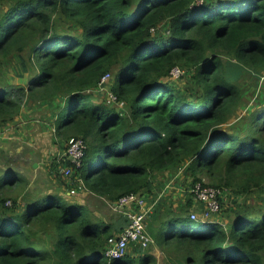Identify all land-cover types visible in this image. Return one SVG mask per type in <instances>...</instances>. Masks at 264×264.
Returning a JSON list of instances; mask_svg holds the SVG:
<instances>
[{
    "label": "trees",
    "instance_id": "obj_1",
    "mask_svg": "<svg viewBox=\"0 0 264 264\" xmlns=\"http://www.w3.org/2000/svg\"><path fill=\"white\" fill-rule=\"evenodd\" d=\"M15 58L26 85L7 81ZM175 67L199 93L167 81ZM0 73V131L27 106L60 101L56 138L87 145L81 167L62 164L108 202L156 198L157 178L182 168L189 188L204 175L222 191L256 197L255 205L236 200L225 226L214 220L222 208L197 221L190 194L184 204L164 196L146 224L165 257L264 264V86L238 114L243 78L264 85V0H0ZM111 73L119 108L98 91ZM25 182L0 167V264H157L136 246L106 256L126 217L105 222L57 193L21 203Z\"/></svg>",
    "mask_w": 264,
    "mask_h": 264
},
{
    "label": "rangeland",
    "instance_id": "obj_2",
    "mask_svg": "<svg viewBox=\"0 0 264 264\" xmlns=\"http://www.w3.org/2000/svg\"><path fill=\"white\" fill-rule=\"evenodd\" d=\"M20 71L17 58H15L13 65L6 69L7 81L26 85L28 78L23 76L22 73L18 74ZM171 75L167 81L176 84L184 91L192 94L199 93L190 72H183L180 76ZM114 80V73H111L98 91L107 96L111 93L110 87L113 85ZM256 81L257 79H254L251 75H246L242 80L243 88L247 90V93L239 103V117L245 116L248 108L254 106L258 100V94L264 85L261 84L260 80L258 84H256ZM59 103L60 101H56L54 107L48 104L40 105L36 103L27 106L16 122L5 126L0 131V167L18 172L26 180L19 188V198L22 199L20 202L23 203L27 196L34 198L45 193H57L70 202L82 203L95 218H101L105 222H114L121 216L126 217L123 213L115 211L112 203L105 198L94 195L85 188H80L79 176L74 171L67 172L68 167L65 165L69 154L66 153L67 141H60L55 136L54 117L58 116ZM61 103L63 104V102ZM113 104L118 108L123 106L120 102H114ZM253 109H256V107ZM236 121V119L233 120V122ZM157 180V188L164 190L161 198L164 195L171 196L175 203L180 200L184 204L185 199L188 197V188L193 180L192 176H187L184 173V168L174 175L164 173ZM203 182L210 184L211 181L209 177L203 175ZM73 189L76 190L75 193L72 192ZM236 200L239 201V204L246 203L247 206L256 204V197L240 198L227 189L222 196V211L215 216L214 220L226 226L230 220L227 213L230 212L229 208L236 204ZM9 202L12 204L13 196L9 199ZM194 202L190 209L191 212L199 210V206ZM193 227L195 228L196 225L194 224ZM132 249L129 251H132ZM145 252L155 255L157 264H183L180 260L173 261L165 257L154 246V243L149 244Z\"/></svg>",
    "mask_w": 264,
    "mask_h": 264
},
{
    "label": "built area",
    "instance_id": "obj_3",
    "mask_svg": "<svg viewBox=\"0 0 264 264\" xmlns=\"http://www.w3.org/2000/svg\"><path fill=\"white\" fill-rule=\"evenodd\" d=\"M182 73L183 71L179 67H175L171 72L175 76H180ZM109 75L107 74L102 78L99 88L108 79ZM104 99L108 103L117 102V96L113 93H109L105 98H102V100ZM86 149L87 145L82 137H71L67 143L66 153H69L67 161L81 167ZM67 167L68 173L73 171V166ZM82 187L83 184L80 181V188ZM72 192L75 193L76 190L73 189ZM223 192L221 189L203 181L196 182L191 187L190 193L195 203L202 204L203 208L202 210L192 211V219L203 222L213 221V216L221 211ZM112 206L115 211L123 213L127 217L128 224L120 234L109 239L106 256L109 258L123 257L128 253L130 247L135 246L139 249H147L149 244L153 242L146 224V219L154 208V205L149 202V198L139 193L127 194L112 203Z\"/></svg>",
    "mask_w": 264,
    "mask_h": 264
},
{
    "label": "crops",
    "instance_id": "obj_4",
    "mask_svg": "<svg viewBox=\"0 0 264 264\" xmlns=\"http://www.w3.org/2000/svg\"><path fill=\"white\" fill-rule=\"evenodd\" d=\"M167 187V186H166ZM168 188V187H167ZM191 189V188H190ZM190 189L188 190V194H190L191 195V193H190ZM163 191L164 190H162V191H160V190H157V197L156 198H154V197H152L153 199H149V202L152 204V205H156L157 204V201H159L160 199H161V194H163ZM165 196V195H164ZM191 198L193 199V197H192V195H191ZM195 200L193 199V202H194ZM195 203V202H194ZM197 206H199V209L200 210H202V208H203V205L202 204H200V203H197ZM198 208V207H197ZM154 209V208H153Z\"/></svg>",
    "mask_w": 264,
    "mask_h": 264
}]
</instances>
